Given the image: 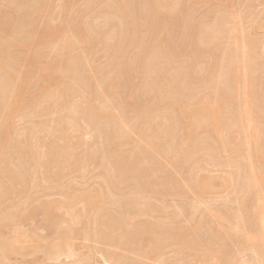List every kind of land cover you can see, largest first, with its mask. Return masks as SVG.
Here are the masks:
<instances>
[{"label":"rangeland","instance_id":"rangeland-1","mask_svg":"<svg viewBox=\"0 0 264 264\" xmlns=\"http://www.w3.org/2000/svg\"><path fill=\"white\" fill-rule=\"evenodd\" d=\"M108 1L0 0V264L253 262L261 252L254 257L245 234L231 228L241 215L249 230L260 228L252 216L257 197L264 198L258 193L264 191V0H163L164 6L162 0ZM244 94L252 102L247 99L246 107ZM198 103L215 107L221 137L199 120L205 108L198 110ZM190 107L186 128L182 111ZM67 108L76 111L61 117ZM247 125H258L259 134ZM18 134L23 145H15ZM250 146L253 164L246 158ZM55 251L64 254L53 263L47 259Z\"/></svg>","mask_w":264,"mask_h":264},{"label":"bare ground","instance_id":"bare-ground-1","mask_svg":"<svg viewBox=\"0 0 264 264\" xmlns=\"http://www.w3.org/2000/svg\"><path fill=\"white\" fill-rule=\"evenodd\" d=\"M20 1H21V0H20ZM40 1H41V0H40ZM90 1H91V0H90ZM107 1H108V0H107ZM116 1H117V0H116ZM122 1H123V0H122ZM166 1H167V0H166ZM4 2H6V1H4ZM104 2H105V1H104ZM158 2H159V1L157 0V4H158ZM162 2H163V0H162ZM17 3H18V2H17ZM17 3H16V4H17ZM66 3H67V2H66ZM108 3H109V1H108ZM110 3H111V2H110ZM110 3H109V4H110ZM141 3H142V2H141ZM143 3H144V2H143ZM163 3H164V2H163ZM167 3H168V1H167ZM61 4H62V3H61ZM91 4H92V3H91ZM144 4H146V3H144ZM150 4H151V3H150ZM160 4H161V3H160ZM160 4H159V5H160ZM168 4H169V3H168ZM179 4H180V3H179ZM119 5H120V4H119ZM147 5H148V4H147ZM164 5H166V4L164 3L162 6H164ZM27 6H28V5H27ZM27 6H26V7H27ZM162 6H161V7H162ZM121 7H122V6H121ZM124 7H125V6H124ZM135 7H136V6H135ZM137 7H138V6H137ZM144 7H146V6H144ZM4 8H5V7H4ZM9 8H10V7H9ZM19 8H20V7H19ZM133 8H134V7H133ZM146 8H147V7H146ZM162 8H163V7H162ZM175 8H176V7H175ZM182 8H183V7H182ZM119 9H121V8H119ZM11 10H12V9H11ZM11 10H10V11H11ZM24 10H25V9H24ZM113 10H114V9H113ZM3 11H4V10H3ZM48 11H49V10H48ZM118 11H119V10H118ZM168 11H169V10H168ZM53 12H54V11H53ZM116 12H117V10H116ZM158 12H159V11H158ZM158 12L156 11V13L159 15ZM160 12H161V11H160ZM165 12H166V11H165ZM20 13H21V12H20ZM56 13H57V12H56ZM154 13H155V12H154ZM173 13H174V12H173ZM182 13H183V12H182ZM1 14H2V13H1ZM30 14H31V13H30ZM58 14H59V13H58ZM157 14H156V15H157ZM171 14H172V13H171ZM118 15H119V14H118ZM163 15H164V14H163ZM27 16H28V15H27ZM105 16H106V15L104 14V17H105ZM114 16H115V15H114ZM114 16H112V17H114ZM125 16H127V15H125ZM150 16H151V15H150ZM48 17H49V16H48ZM50 17H51V16H50ZM183 17H184V16H183ZM186 17H187V16H186ZM6 19H7V18H6ZM6 19H5V20H6ZM51 19H52V18H51ZM124 19H125V18H124ZM56 20H57V19H56ZM96 20H97V19H96ZM117 20H118V19H117ZM157 20H158V19H157ZM49 21H50V20H49ZM53 21H54V20H53ZM104 21H105V19H104ZM104 21H103V22H104ZM108 21H109V20H108ZM54 22H56V21H54ZM54 22H53V23H54ZM101 22H102V21H101ZM101 22H100V23H101ZM133 22H134V21H133ZM78 23H79V22H78ZM100 23H98V24H100ZM121 23H122V22H121ZM160 23H161V22H160ZM51 24H52V23H51ZM88 24H90V23H88ZM103 24H104V23H103ZM173 24H174V23H173ZM179 24H180V23H179ZM15 25H17V24H15ZM76 25H77V24H76ZM80 25H81V24H80ZM90 25H91V24H90ZM127 25H128V24H127ZM214 25H215V24H214ZM1 26H2V25H1ZM104 26H106V25H104ZM135 26H136V25H135ZM138 26H139V25H138ZM154 26H155V24H154ZM2 27H4V26H2ZM96 27H99V26H96ZM121 27H122V26H121ZM121 27H120V28H121ZM105 28H106V27H105ZM1 29H2V28H1ZM1 29H0V31H1ZM23 29H24V28H23ZM31 29H32V28H31ZM76 29H77V28H76ZM91 29H92V28H91V26H90L89 30H91ZM172 29H173V27H172ZM210 29H211V28H210ZM46 30H47V29H46ZM109 30H110V29H109ZM109 30H108V31H109ZM147 30H148V28H147ZM162 30H163V29H162ZM16 31H17V30H16ZM145 31H146V30H145ZM1 32H2V31H1ZM20 32H21V31H20ZM92 32H93V31H92ZM95 32H96V31H95ZM95 32H93V33H95ZM97 32H98V31H97ZM115 32H116V31H115ZM124 32H125V31H124ZM127 32H128V31H127ZM213 32H214V31H213ZM7 33H8V32H7ZM28 33H29V31H28ZM42 33H43V32H42ZM74 33H75V32H74ZM80 33H81V32H79V33L77 32V35H79ZM82 33H84V32L82 31ZM86 33H87V32H85V34H86ZM98 33H99V32H98ZM111 33H112V32H111ZM126 34H127V33H126ZM140 34H141V33H140ZM216 34H217V33H216ZM15 35H16V34H15ZM50 35H51V34H50ZM71 35H72V34H71ZM80 35H81V34H80ZM113 35H114V34H113ZM141 35H142V34H141ZM72 36H73V35H72ZM85 36H86V35H85ZM108 36H109V35H108ZM108 36L106 35V37H108ZM111 36H112V35H111ZM129 36H130V35H129ZM219 36H220V35H219ZM112 37H113V36H112ZM208 37H209V36H208ZM215 37H216V36H215ZM77 38H78V37H77ZM82 38H83V37H82ZM211 38H212V37H211ZM69 39H70V38H69ZM72 39H73V37H72ZM74 39H75V38H74ZM79 39H80V38H79ZM122 39H123V38H122ZM145 39H146V38H145ZM199 39H200V38H199ZM218 39H219V38H218ZM83 40H84V39H83ZM94 40H95V39H94ZM72 41H73V40H72ZM72 41H71V42H72ZM76 41H77V40H76ZM86 41H87V40H86ZM88 41H89V39H88ZM95 41H96V40H95ZM208 41H209V40H208ZM213 41H214V40H213ZM77 42H78V41H77ZM211 42H212V40H211ZM86 43H87V42H86ZM88 43H90V42H88ZM116 43H117V41H116ZM214 43H215V42H214ZM9 44H10V43H9ZM17 44H18V43H17ZM42 44H43V43H42ZM63 44H64V43H63ZM72 44H73V43H72ZM76 44H78V43H76ZM106 44H107V43H106ZM198 44L200 45V43H198ZM33 45H34V44H33ZM67 45H68V44H67ZM208 45H209V44H208ZM7 46H9V45H7ZM35 46H36V45H35ZM38 46H40V45H38ZM124 46H125V45H124ZM244 46H245V45H244ZM263 46H264V45H263ZM28 47H29V46H28ZM43 47H44V45H43ZM43 47H42V48H43ZM7 48H8V47H7ZM115 48H116V47H115ZM117 48H118V47H117ZM130 48H131V47H130ZM243 48H244V47H243ZM10 49H11V48H10ZM94 49H96V48H94ZM138 49H139V48H138ZM8 50H9V49H8ZM8 50H7V51H8ZM11 50H13V49H11ZM37 50H38V49H37ZM108 50H109V49H108ZM123 50H124V47H123ZM136 50H137V49H136ZM216 50H217V49H216ZM259 50H260V49H259ZM262 50H263V49H262ZM9 51H10V50H9ZM9 51H8V52H9ZM91 51H92V50H91ZM243 51H244V50H243ZM260 51H261V50H260ZM5 52H6V51H5ZM33 52H34V51H33ZM100 52H101V51H100ZM120 52H121V50H120ZM257 52H258V50H257ZM6 53H7V52H6ZM116 53H117V52H116ZM244 53H245V52H244ZM262 53H263V52H262ZM262 53H261V54H262ZM10 54H11V52H10ZM38 54H39V53H38ZM117 54H118V53H117ZM161 54H162V52H161ZM259 54H260V53H259ZM263 54H264V53H263ZM7 55H8V54H7ZM136 55H137V54H136ZM29 56H30V55H29ZM148 56H149V55H148ZM148 56H147V57H148ZM158 56H159V55H158ZM228 56H229V55H228ZM244 56H245V55H244ZM247 56H248V55H247ZM9 57H10V55H9ZM11 57H13V56H11ZM251 57H252V56H251ZM259 57H261V56H259ZM7 58H8V57H7ZM232 58H233V57H232ZM74 59H75V57H74ZM127 59H128V58H127ZM160 59H161V58H160ZM257 59H258V58H257ZM263 59H264V58H263ZM66 61H67V60H66ZM129 61H130V60H129ZM227 61H228V60H227ZM36 62H37V61H36ZM145 62H146V61H145ZM34 63H35V62H34ZM64 63H66V62H64ZM153 63H154V62H153ZM70 64H71V63H70ZM161 64H162V63H161ZM0 65H2V63H0ZM30 65H31V63H30ZM156 66H157V65H156ZM244 66H245V65H244ZM67 67H70V66H67ZM4 68H5V67H4ZM61 68H63L62 70H64L65 67H64V66H63V67L61 66ZM61 68H60V69H61ZM77 68H78V67H77ZM79 68H80V67H79ZM245 68H246V67H245ZM1 69H2V66H1ZM1 69H0V70H1ZM179 69H180V68H179ZM250 69H251V68H250ZM255 69H256V68H255ZM255 69H254V70H255ZM262 69H263V68H262ZM8 70H9V72L11 71L10 69H8ZM8 70L5 69L4 71H8ZM13 70H14V69H13ZM30 70H31V69H30ZM57 70H58V69H57ZM57 70H56V71H57ZM124 70H125V69H124ZM50 71H51V70H50ZM59 71H60V70H59ZM64 71H65V70H64ZM64 71H63V72H64ZM66 71L69 72L70 69H68V70H66ZM70 72L72 73V71H70ZM74 72H75V71H74ZM103 72H104V71H103ZM152 72H153V71H152ZM7 73H8V72H7ZM11 73L14 74V75L12 74L14 77L16 76V74L14 73V71L11 72ZM17 73H18V71H17ZM28 73H29V72H28ZM28 73H27V74H28ZM254 73H255V72H254ZM104 74H105V73H104ZM155 74H156V73H155ZM10 75H11V74H10ZM17 75H18V74H17ZM21 75H22V74H21ZM69 75H70V73L68 74V76H69ZM13 76H12V77H13ZM104 76H105V75H104ZM161 76H162V74H161ZM4 77H5V76H4ZM12 77H11V79H12ZM16 77H17V76H16ZM27 77H28V76H27ZM27 77H26V79H27ZM72 77H73V76H72ZM72 77H71V78H72ZM102 77H103V76H102ZM23 78H25V77H23ZM155 78H156V77H155ZM159 78H160V77H159ZM15 79H16V78H15ZM15 79H14V80H15ZM17 79H18V78H17ZM17 79H16V80H17ZM21 79H22V78H21ZM76 80H77V79H76ZM76 80L74 79V82H75ZM110 80H112V79H110ZM163 80H164V79H163ZM17 81H19V80H17ZM89 81H90V80H89ZM20 82H21V81H20ZM22 82H24L23 79H22ZM110 82H111V81H110ZM160 82H162V81H160ZM165 82H166V81H165ZM14 83H15V84H14ZM14 83L12 82V84H13L12 86L18 85V83L16 84V81H15ZM24 83H25V82H24ZM24 83H21V85H22V84L25 85ZM76 83H77V82H76ZM78 83H79V82H78ZM151 83H152V82H151ZM171 83H172V82H171ZM187 83H188V82H187ZM209 83L211 84V81H210ZM2 84H3V83H2ZM2 84H1V86H3ZM19 84H20V83H19ZM47 84H48V83H47ZM113 84H114V83H113ZM155 84H156V83H155ZM153 85H154V84H153ZM159 86H160V84H159ZM20 87H21V86H20ZM23 87H24V86H23ZM162 87H164V86H162ZM245 87H246V86H245ZM0 88H1V87H0ZM14 88H16V87H14ZM21 88H22V87H21ZM156 88H157V87H156ZM9 89H10V88H9ZM17 89H18V88H16V90H15L16 93H18ZM152 89H153V88H152ZM154 89H155V88H154ZM224 89H225V88H224ZM18 90L21 92L20 89H18ZM39 90H40V89H39ZM61 90H62V89H61ZM0 91H1V90H0ZM8 91H9V90H8ZM8 91H7V92H8ZM11 91H12V87H11L10 92H11ZM67 91H68V90H67ZM158 91H159V90H158ZM113 92H114V91H113ZM187 92H188V91H187ZM182 93H183V92H182ZM182 93H181V94H182ZM243 93H244V92H243ZM246 93H247V92H246ZM0 94H1V93H0ZM5 94H6V92H5ZM13 94H14V91H13ZM145 94H146V93H145ZM145 94H144V95H145ZM176 94H177V93H176ZM16 95H17V94H16ZM19 95H20V94L18 93V96H19ZM65 95H66V94H65ZM88 95H89V93H88ZM174 95H175V94H174ZM76 96H77V95H76ZM86 96H87V95H86ZM182 96H183V95H182ZM182 96H181V97H182ZM243 96L245 97V94H244ZM243 96H242V98L244 99ZM251 96H252V95H251ZM1 97H2V96H1ZM9 97H10V96H9ZM11 97H12V96H11ZM16 97H17V96H16ZM194 97H195V96H194ZM240 97H241V96H240ZM3 98H4V96H3ZM44 98H45V97H44ZM44 98H43V99H44ZM73 98H74V97H73ZM106 98H107V97H106ZM187 98H188V97H187ZM225 98H226V97H225ZM245 98H246V99H245V101H246V102H245V107H246V105H247L246 103H248V102H250V103L252 104V102L249 100V96H248V95H246ZM1 99H2V98H1ZM16 99H17V98H16ZM20 99H21V98H20ZM93 99H94V98H93ZM159 99H160V98H159ZM168 99H169V98H168ZM183 99H184V97H183ZM247 99H248V102H247ZM72 100H73V99H72ZM14 101H15V100H14ZM19 101H20V100H19ZM184 101H185V100H184ZM3 102H5V101H3ZM44 102H45V101H44ZM63 102H64V101H63ZM81 102H82V101H81ZM238 102H239V101H238ZM243 102H244V101H243ZM125 103H126V102H125ZM200 103H201V102H200ZM200 103H198V104H200ZM250 103H249V105H250ZM180 104H181V103H180ZM187 104H188V103H187ZM202 104H203V103H202ZM202 104L198 105V110H199V108H201V107H199V106H202V108H205V109H204L205 111H204L203 109H201V111L203 112V114L201 113V111H200V112L198 111L199 114H200V113L202 114V115L200 114V118H199V120L201 119V121H205V122L210 123L209 125L212 126L213 129H214L215 131L218 130V131H217V132H218V134H217L218 136H220L221 134L223 135L222 132H220L221 134L219 133V129H218V126H217V125H219L218 122H217V121H219V119H218V117H217L218 115H217L216 112H215V107H213L214 109H213L212 107H210V106H212V103H211V104H207V108H206V107H203ZM215 104H216V103H215ZM243 104H244V103H243ZM1 105L3 106L4 104H1ZM14 105H15V104H14ZM61 105H63V104H61ZM70 105H72V104H70ZM74 105H75V104H74ZM80 105H81V104H80ZM174 105H175V104H174ZM196 105H197V104H196ZM208 105H210V106H208ZM223 105H224V104H223ZM241 105H242V104H241ZM261 105H262V104H261ZM261 105H260V107H261ZM83 106H84V105H83ZM179 106H180V105H179ZM179 106H178V108H180ZM185 106H186V105L183 106V104L181 105V107L187 108V107H185ZM194 106H195V105H194ZM194 106H193V107H194ZM205 106H206V105H205ZM213 106H214V105H213ZM234 106H235V105H234ZM238 106H239V105H238ZM250 106H251V105H250ZM252 106H253V105H252ZM5 107H6V106H5ZM7 107H8V106H7ZM14 107H15V106H13V108H14ZM67 107H68V106H67ZM175 107L177 108V104L175 105ZM195 107H197V106H195ZM226 107H227V106H226ZM243 107H244V106H243ZM245 107H244V108H245ZM19 108H21V107H19ZM79 108H80V107H79ZM83 108H84V107H83ZM103 108H104V107H103ZM154 108H155V107H154ZM178 108H177V109H178ZM184 108H183V109H184ZM208 108H212V109H208ZM247 108H249V107H247ZM247 108L245 109V111H243V114H244L245 116L248 117V121H249V123H250V122H252V118H251V113L249 112V110L247 111ZM261 108H262V107H261ZM7 109H8V108H7ZM70 109H72V112L75 110L74 108H67V110H65V111H66V114H62L61 117H64L65 115L68 116L67 111H69ZM73 109H74V110H73ZM81 109H82V108H81ZM108 109H109V108H108ZM187 109H188V108H187ZM190 109H192V107L189 108L188 112L190 111ZM255 109H257V108H255ZM255 109H254V110H255ZM259 109H260V108H259ZM259 109H258V110H259ZM16 110H17V109H16ZM63 110H64V109H63ZM123 110H124V109H123ZM171 110H172V109H171ZM178 110H181V109H178ZM210 110H211L212 112H211ZM261 110H262V109H261ZM75 111H76V110H75ZM96 111H97V110H96ZM99 111H100V110H99ZM116 111H117V110H116ZM116 111H115V112H116ZM186 111H187V110H186ZM250 111H253V108H252V110H250ZM70 112H71V111H69V113H70ZM81 112H82V111H81ZM85 112H86V111H85ZM104 112H105V111H104ZM121 112H122V111H121ZM173 112H174V111H173ZM182 112L184 113L183 115L186 114V116H184V118L187 117V118H186L187 120H186L185 123H188V122L190 123V124L186 125V128H187L189 125L191 126V124H192V123H191L192 121H189V119H188V115H187V114L190 115V112H189V113H188V112L185 113V110L182 111ZM198 112L196 111V113H195V111H194L195 114H197ZM217 112H218V111H217ZM253 112H254V111H253ZM253 112H252V113H253ZM260 112H261V111H260ZM75 113H76V112H74V114H75ZM94 113H95V112H93V114H94ZM119 113H120V112H119ZM180 113H181V112H180ZM254 113H255V112H254ZM254 113H253L252 115H254ZM71 114H73V113H71ZM71 114H70V115H71ZM74 114L72 115L73 117H74ZM111 114H112V112H111ZM173 114H174V113H173ZM181 114H182V113H181ZM181 114H180V115H181ZM199 114H198V115H199ZM218 114H219V113H218ZM234 114H235V113H234ZM237 114H238V113H237ZM70 115H69V116H70ZM75 115H76V114H75ZM85 115H86V114H85ZM112 115H113V114H112ZM112 115H111V116H112ZM119 115H120V114H119ZM157 115H158V114H157ZM198 115L195 116V119L198 118ZM215 115H217V116H215ZM256 116H259L258 113H257ZM100 117H101V116H100ZM154 117H155V116H154ZM165 117H166V116H165ZM191 117L193 118V115H192V114H191L190 118H191ZM215 117H216V118H215ZM241 117H242V116H241ZM241 117H240V120L242 119ZM252 117H253V119H254V116H252ZM68 118H69V117H68ZM79 118H80V117H79ZM107 118H108V117H107ZM110 118H111V117H110ZM149 118H150V117H149ZM151 118H152V116H151ZM168 118H169V117H168ZM168 118H166V119H168ZM175 118H176V117H175ZM192 118H191V120H192ZM219 118H220V117H219ZM221 118H222V117H221ZM257 118H258V117H256L255 119H257ZM63 119H64V118H63ZM104 119H105V118H104ZM116 119H117V117H116ZM116 119H115V120H116ZM159 119H160V118H159ZM166 119H165V120H166ZM222 119H223V118H222ZM65 120H66V122H67V119H65ZM65 120H64V121H65ZM70 120H72V119H70ZM78 120H79V119H78ZM115 120H114V118H113L112 123H114ZM120 120H121V121H120V123H121V122H122V119H120ZM173 120H175V119H173ZM184 120H185V119H184ZM216 120H217V121H216ZM230 120H231V119H230ZM234 120L237 121L236 119H234ZM91 121H92V120H91ZM109 121H110V120H109ZM109 121H107V122H109ZM220 121H221V120H220ZM232 121H233V120H232ZM232 121H231V124H232ZM70 122L73 123V122H75V121H70ZM70 122H69V123H70ZM99 122H100V121H99ZM116 122H117V121H115V124H118V123H119V122H117V123H116ZM167 122H168V120H167ZM193 122H194V121H193ZM241 122H242V121H241ZM246 122H247V120H246ZM253 122H254V121H253ZM69 123H68V124H69ZM77 123H78V122H77ZM112 123H110V124H112ZM122 123H123V122H122ZM160 123H161V122H160ZM197 123H199V122H197ZM202 123H203V122H202ZM254 123H255V122H254ZM257 123H258V120H257ZM28 124H29V123H28ZM103 124H104V123H103ZM110 124H109V125H110ZM115 124H113V125L115 126ZM165 124H166V123H165ZM199 124H200V123H199ZM220 124H222V123H220ZM247 124H248V122H247ZM250 124H251V123H250ZM252 124H253V123H252ZM258 124H259V123H258ZM70 125H71V123L69 124V126H70ZM72 125H73V124H72ZM167 125H168V124H167ZM202 125H204V124H202ZM209 125H207V126H209ZM224 125L226 126V123H225ZM232 125H233V124H232ZM235 125H236V127H237V123H235ZM253 125H254V124H253ZM1 126H2V125H1ZM58 126H59V125H58ZM65 126H66V125H65ZM69 126H67V127H69ZM74 126H75V125H74ZM190 126H189V128H190ZM193 126H194V124H193ZM197 126H199V128H200L201 125H197ZM210 126H209V127H210ZM219 126L222 127L221 125H219ZM225 126H224V127H225ZM244 126H245V125H244ZM247 126H248V128H249V127H250V128L252 127V126H250V125H247ZM257 126H258V125H257ZM257 126H256V127H253V129H252V128L249 129V130H251V133H252L255 137L259 134V131H260L259 128H261V127H260L261 124L259 125V128H258ZM16 127H17V126H16ZM67 127H66V128H67ZM70 127L72 128V126H70ZM195 127H196V126H195ZM195 127H192V129L196 130V129L198 128V127H197V128L195 129ZM201 127H204V126H201ZM209 127H207V129H208ZM227 127H228V126H227ZM238 127H240V126H238ZM59 128H60V127H59ZM115 128H117V127L115 126ZM115 128L112 127V131H113V129H114V133L116 132ZM168 128H169V127H168ZM178 128H179V127H178ZM199 128H198V129H199ZM68 129H69V128H68ZM181 129H182V128H181ZM210 129H211V128H210ZM220 129H221L220 131H222L223 127L220 128ZM13 130H14V129H13ZM59 130H60V129H59ZM62 130H63V129H62ZM189 130H191V129H189ZM189 130H188V131H189ZM226 130H227V129H226ZM228 130H229V129H228ZM231 130H232V129H231ZM14 131H15V130H14ZM19 131H20V130H19ZM19 131H18V132H19ZM60 131H61V130H60ZM157 131H158V129H157ZM242 131H243V130H242ZM245 131H246V130H245ZM245 131H244V132H245ZM58 132H59V131H58ZM191 132H192V131H191ZM224 132H225V129H224ZM261 132L263 133L264 131L261 130ZM261 132H260V133H261ZM13 133H14V132H13ZM20 133H21V132H20ZM104 133H105V132H104ZM139 133H140V132H139ZM159 133H160V132H159ZM225 133H226V132H225ZM245 133H246V132H245ZM7 134H8V133H7ZM22 134H23V133H22ZM61 134H62V133H61ZM61 134H60V135H61ZM101 134H102V133H101ZM141 134H142V132H141ZM247 134L250 135V134H249V131H248ZM252 134H251V135H252ZM263 134H264V133H263ZM18 135H19V136H18L19 138H16V139H15L16 142H17V139H18V143L15 144V142H14L15 145L22 144V143H19L20 138H21V137H20L21 134H18ZM24 135H25V134H24ZM24 135H23V136H24ZM103 135H104V134H103ZM116 135H117V134H116ZM177 135H178V134H177ZM215 135H216V134H214V138H215ZM227 135H228V134H227ZM248 135H247V136H248ZM98 136H99V134H98ZM218 136H216V139H217V140H218ZM16 137H17V136H16ZM27 137H28V136H27ZM106 137H107V136H106ZM220 137H221V136H220ZM223 137H224V136H223ZM244 137L246 138V134H245ZM248 137H249V136H248ZM262 137H263V135H262ZM0 138H2V137H0ZM22 138H23V137H22ZM25 138H26V137H25ZM99 138H100V137H99ZM173 138H174V137H173ZM253 138H254V137H252L251 140H253ZM260 138H261V136H260ZM111 139H114V138H110L109 140H111ZM146 139H148V138H146ZM149 139H150V138H149ZM156 139H157V138H156ZM207 139H208V138H207ZM223 139H224V138H223ZM258 139H259V136H258ZM261 139H262V138H261ZM3 140H4V139H3ZM8 140H9V139H8ZM32 140H33V139H32ZM105 140H106V139H105ZM251 140H249V141H251ZM254 140H256V139H254ZM254 140H253V142H254L253 145L255 146V143H256L257 141L255 142ZM1 141H2V140H1ZM1 141H0V142H1ZM21 141H22V139H21ZM21 141H20V142H21ZM168 141H169V140H168ZM205 141H206V140H205ZM220 141H222V139H220ZM259 141H261V140H259ZM22 142H23V141H22ZM24 142H25V141H24ZM59 142H60V141H59ZM145 142H147V141H145ZM223 142H224V140H223ZM227 142H228V141H227ZM99 143H100V142H99ZM246 143H247V142H246ZM258 143H259V142H257V144H258ZM260 143H261V142H260ZM9 144H11V143H9ZM26 144H27V143H26ZM111 144H112V143H111ZM146 144H150V143H146ZM153 144H154V143H153ZM165 144H166V143H165ZM168 144H169V143H168ZM222 144H223V143H222ZM225 144H226V143H225ZM225 144H223V146H224ZM231 144H232V142H231ZM3 145H4V143H3ZM11 145H12V144H11ZM11 145H10V146H11ZM15 145H14V146H15ZM22 145H23V144H22ZM28 145H29V144H28ZM31 145H32V144H31ZM105 145H107V144H105ZM161 145H162V144H161ZM171 145H172V144H171ZM211 145H212V144H211ZM248 145H249V143H248ZM18 146H19V145H18ZM18 146H17L16 148L19 149ZM92 146H93V145H92ZM154 146H155V145H154ZM212 146H213V145H212ZM212 146H211V147H212ZM214 146H215V145H214ZM225 146H226V145H225ZM3 147H4V146H3ZM11 147H12V146H11ZM22 147H25V145H24V146H20V148H22ZM115 147H116V146H115ZM149 147H151V146H149ZM168 147H169V146H168ZM170 147H171V146H170ZM206 147H207V146H205V148H206ZM262 147H263V146H262ZM16 148H15V149H16ZM163 148H164V146H163ZM165 148H166V147H165ZM228 148H229V146H228ZM231 148H232V147H231ZM234 148H235V147H234ZM250 148H251V146H250L249 148H247V151H246V152H247V155H246V154H245V155L247 156L246 158H248L249 160L252 161V159H250V158H251V157H250V154H251V156H253V155H252V152H250V150H248V149H250ZM263 148H264V147H263ZM7 149H9V148L7 147ZM10 149H11V148H10ZM49 149H50V148H49ZM54 149H55V147H54ZM149 149H150V148H149ZM166 149H168V148H166ZM170 149H171V148H170ZM200 149H201V148H200ZM207 149H208V148H207ZM254 149H255V147H254ZM4 150H6V149H4ZM36 150H37V149H36ZM50 150H51V149H50ZM65 150H66V149H65ZM90 150H91V148H90ZM202 150H203V149H202ZM211 150H213V148H212ZM214 150H215V149H214ZM227 150H228V149H227ZM260 150H261V148H260ZM16 151H20V152H22V150H16ZM24 151H25V150H24ZM24 151H23V152H24ZM96 151H97V150H96ZM140 151H141V150H140ZM165 151H166L165 149H163V150L161 149V153H162V154H164ZM193 151H194V150H193ZM203 151H205V150H203ZM203 151H202V152H203ZM254 151H257V150L255 149ZM1 152H2V151H1ZM4 152H6V151H3V153H4ZM7 152H8V150H7ZM28 152H29V151H28ZM93 152H94V151H93ZM169 152H170V151H168V153H169ZM175 152H176V151H175ZM189 152H190V151H189ZM189 152H188V153H189ZM210 152H211V151H210ZM213 152H214V151H213ZM225 152H226V151H225ZM233 152H234V151H233ZM243 152H244V151H243ZM246 152H244V153H246ZM90 153H91V152H90ZM154 153H155V152H154ZM168 153H167V154H168ZM237 153H238V151H237ZM156 154H157V153H156ZM214 154H215V153H214ZM240 154H241V156H242V153H240ZM256 154H257V153H256ZM2 155H4V156H3V159H4V157H7V154H6V156H5V154H2ZM82 155H84V154H82ZM178 155H179V154H178ZM194 155H195V154H194ZM209 155H210V154H209ZM211 155H212V154H211ZM238 155H239V154H238ZM0 156H1V155H0ZM88 156H89V155H88ZM203 156H204V154H203ZM8 157H9V156H8ZM77 157H78V156H77ZM81 157H82V156H81ZM179 157H180V156H179ZM184 157H185V156H184ZM201 157H202V156H201ZM209 157H210V156H209ZM236 157H237V156H236ZM256 157H257V155H256ZM256 157H255V158H256ZM258 157H259V156H258ZM44 158H45V157H44ZM84 158H85V157H84ZM157 158H158V157H157ZM163 158H164V157H163ZM237 158H238V157H237ZM241 158H243V157H241ZM1 159H2V157H1ZM1 159H0V160H1ZM81 159H83V158H81ZM174 159H175V158H174ZM181 159H182V158H181ZM243 159L245 160V158H243ZM248 159H247V161H248ZM5 160H6V159H5ZM7 160H8V159H7ZM35 160H36V158H35ZM45 160H47V158H46ZM127 160H128V159H127ZM186 160H187V159H186ZM237 160H238V159H237ZM244 160H243V161H244ZM17 161H18V160H17ZM47 161H48V160H47ZM50 161H51V160H50ZM155 161H156V160H155ZM201 161H202V160H201ZM1 162H3V161H1ZM21 162H22V160H21ZM45 162H46V161H45ZM67 162H68V161H67ZM149 162H150V161H149ZM151 162H152V161H151ZM193 162H194V161H193ZM195 162H196V160H195ZM234 162H235V161H234ZM201 163H202V162H201ZM246 163H250V161H249V162H246ZM1 164H2V163H1ZM19 164H20V163H19ZM144 164H145V163H144ZM151 164H152V163H151ZM180 164H182V163H180ZM242 164H243V163H242ZM252 164H253V161H252ZM252 164H251V165H252ZM87 165H88V164H87ZM233 165H235V164H232V166H233ZM249 165H250V164H249ZM254 165H255V163H254ZM91 166H92V164H91ZM137 166H138V165H137ZM188 166H189V165H188ZM198 166H199V165H198ZM213 166H214V165H213ZM235 166H236V165H235ZM235 166H234V167H235ZM244 166H245V165H244ZM2 167H3V166H2ZM107 167H108V166H107ZM123 167H124V165H123ZM138 167H139V166H138ZM140 167H142V166H140ZM190 167H192V166H190ZM195 167H196V166H195ZM214 167H215V166H214ZM236 167H239V166H236ZM81 168H82V167H81ZM203 168H204V167H203ZM248 168H249V167H248ZM253 168H254L253 166H250V169L252 170V172H254ZM255 168H256V167H255ZM21 169H22V168H21ZM24 169H25V168H24ZM83 169H84V168H83ZM109 169H110V168H109ZM112 169H113V168H112ZM197 169H198V167H197ZM199 169H200V168H199ZM140 170H141V169H140ZM195 170H196V169H195ZM119 171H120V170H119ZM141 171H142V170H141ZM150 171H151V170H150ZM158 171H159V170H158ZM183 171H184V170H183ZM197 171H198V170H197ZM199 171H200V170H199ZM201 171H202V170H201ZM201 171H200V172H201ZM204 171H205V170H204ZM83 172H85V170H84ZM112 172H114V171H112ZM144 172H146V171H144ZM22 173H23V172H22ZM77 173H78V172H77ZM135 173H136V172H135ZM156 173H157V172H156ZM191 173H192V172H191ZM228 173H229V172H228ZM239 173H240V172H239ZM239 173L237 172V175H238V177L240 178V181H241V176H239ZM255 173H256V172H255ZM255 173H254V174H255ZM1 174H2V173H1ZM16 174H17V172H16ZM83 174H84V173H83ZM111 174H112V173H111ZM150 174H151V173H150ZM154 174H155V173H154ZM233 174H234V172H232V175H233ZM243 174H244V172H243ZM227 175L230 176V174H227ZM232 175H231V176H232ZM235 175H236V173H235ZM237 175H236V176H237ZM240 175H241V174H240ZM252 175H253V173H252ZM252 175H251V176H252ZM255 175H256V174H255ZM14 176H15V175H14ZM14 176H13V177H14ZM236 176H234V177L237 178ZM21 177H22V176H21ZM192 177H194V176H192ZM195 177H196V179L198 178V176H195ZM227 177H228V176H227ZM252 177L254 178V176H252ZM148 178H149V177H148ZM255 178H256V177H255ZM2 179H3V178H2ZM13 179H14V178H13ZM126 179H127V178H126ZM136 179H137V178H136ZM142 179H143V178H142ZM144 179H145V178H144ZM154 179H155V178H154ZM190 179H191V178H190ZM196 179L194 180V182L196 181ZM204 179H205V178H204ZM243 179H244V177H243ZM11 180H12V179H11ZM112 180H113V178H112ZM133 180H134V179H133ZM163 180H165V178H164ZM200 180H201V178H200ZM234 180H235V179H234ZM256 180H257V179H256ZM166 181H167V180H166ZM189 181L192 182V180H189ZM232 181H233V180H232ZM253 181H254V180H251V186H252V188H253V190H254V185L257 184V182H255V184H254ZM112 182H113V181H112ZM124 182H125V181H124ZM168 182H169V181H168ZM230 182H231V179H230ZM237 182H239V181L237 180ZM8 183H9V182H8ZM8 183H7V184H8ZM127 183H128V182H127ZM169 183H170V182H169ZM195 183H197V181H196ZM227 183H228V182H227ZM242 183H243V181H242ZM247 183H248V181H247ZM104 184H105V183H104ZM123 184H124V183H123ZM191 184H192V183H191ZM232 184H233V183H232ZM232 184H230V185H231V188H232ZM238 184H240V183H237L236 186H238ZM244 184H245V183H244ZM8 185H9V184H8ZM111 185H112V184H111ZM115 185H116V184H115ZM194 185H195V184H194ZM221 185H222V184H221ZM241 185H242V184H241ZM10 186H11V185H10ZM15 186H16V185H15ZM106 186H107V185H106ZM127 186L129 187V185H127ZM158 186H159V185H158ZM225 186H226V185H225ZM225 186H224V187H225ZM245 186L249 187L248 184L245 185ZM134 187H136V186H134ZM192 187H193V186H192ZM194 187H195V186H194ZM200 187H201V186H200ZM256 187H257V186H256ZM10 188H11V187H10ZM20 188H21V187H20ZM20 188H19V189H20ZM105 188H106V187H105ZM151 188H152V187H151ZM151 188H150V189H151ZM161 188H162V186H161ZM164 188H165V187H164ZM122 189H123V188H122ZM127 189H128V188H127ZM154 189H155V188H154ZM169 189H170V188H169ZM261 189H262V188H261ZM118 190H119V189H118ZM145 190H146V189H144V191H145ZM243 190H244V189H243ZM258 190H259L258 193L260 192V195H261V193H264L263 190H260V189H258ZM123 191H124V190H123ZM138 191H139V190H138ZM138 191H137V193H138ZM144 191H143V193H144ZM198 191H199V190H198ZM251 191H252V190H251ZM98 192H99V190H98ZM106 192H107V191H106ZM173 192H174V190H173ZM12 193H13V191H12ZM99 193H100V192H99ZM137 193H136V194H137ZM167 193H169V192H167ZM243 193H244V192H243ZM130 194H133V193H130ZM145 194H146V192H145ZM174 194H175V193H174ZM226 194H227V193H226ZM233 194H234V192H233ZM4 195H5V194H4ZM84 195H85V194H84ZM134 195H135V193H134ZM157 195H158V194H157ZM170 195H171V194H170ZM176 195H177V194H176ZM178 195H179V194H178ZM230 195H231V194H230ZM230 195H228V196H230ZM234 195H235V194H234ZM246 195H247V194H246ZM125 196H126V195H125ZM131 196H132V195H131ZM153 196H154V195H153ZM164 196H165V195H164ZM164 196H163V197H164ZM171 196H172V195H171ZM226 196H227V195H226ZM232 196H233V195H232ZM84 197H85V196H84ZM128 197H130V196H128ZM133 197H134V196H133ZM135 197H136V195H135ZM138 197H140V196H138ZM141 197H142V195H141ZM160 197H162V196H160ZM98 198H101V197H98ZM105 198H106V197H105ZM116 198H117V197H116ZM118 198H119V197H118ZM124 198H125V197H124ZM143 198H144V196H143ZM149 198H150V197H149ZM166 198H167V197H166ZM219 198H220V197H219ZM69 199L72 200L73 198H69ZM96 199H97V198H96ZM103 199H104V198H103ZM128 199H129V198H128ZM145 199H146V198H145ZM156 199H157V198H156ZM80 200H81V199H80ZM84 200H85V199H84ZM126 200H127V199H126ZM131 200H133V199H131ZM143 200H144V199H143ZM157 200H158V199H157ZM235 200H236V199H235ZM237 200H238V199H237ZM85 201H86V200H85ZM102 201H103V200H102ZM115 201H116V200H115ZM122 201H124V200H122ZM137 201H138V200H137ZM140 201H141V200H140ZM148 201H149V200H148ZM221 201H223V200H221ZM242 201H243V200H242ZM244 201H245V200H244ZM143 202H144V201H143ZM156 202H157V201H156ZM237 202H238V201H237ZM252 202H253V200H252ZM256 202H257V203H256V206L254 205V207H255V208H254L255 213H253L254 216H252V217H255V216H256V220L259 221V226H260V228H259L258 230H254V231H253V230H249V229H248V225L245 226V223H244L246 220H244V217H243V219H241V216H243V215L240 216V214H239L240 217H238V218H240L239 222H237V223L234 224V225L232 224V225H233L232 228L230 227L231 230L233 229L235 232H237V234H239V233H241V234H245V236L243 235V237L246 238L247 243H251V247H250V248H251V250L253 251V254L255 253L254 257H256V256L258 255V252H259V251L261 252V253L259 252L260 255H258L255 259H254V257H252V259H254L253 262L250 261V260H251V258H250V260H249L250 262H249V261H245L244 264H264V205H263L262 207H261V206H258V203H259V202H260V203L264 202V198L259 196V197H257V201H256ZM67 203H68V202H67ZM135 203L137 204V202H135ZM222 203H223V202H222ZM242 203H243V202H242ZM242 203H241V204H242ZM260 203H259V204H260ZM144 204H145V206H146V203H144ZM148 204H149V203H148ZM160 204H161V203H160ZM233 204H234V203H233ZM243 204H244V203H243ZM141 205H142V204H141ZM162 205H163V204H162ZM239 205H240V203H239ZM261 205H262V204H261ZM87 206H89V205H87ZM98 206H99V205H98ZM110 206H111V205H110ZM116 206H117V205H116ZM130 206H131V205H130ZM130 206H129V207H130ZM136 206H137V205H136ZM145 206H144V207H145ZM147 206H148V205H147ZM147 206H146V207H147ZM199 206H200V205H199ZM90 207H91V206H90ZM90 207H89V208H90ZM133 207H135V205H133ZM141 207H142V210H143L144 207H143V206H141ZM146 207H145V210H146L145 212L147 213V211H150V210L148 209L149 207H147V208H146ZM150 207H151V206H150ZM161 207H162V206H161ZM196 207H197V206H196ZM71 208H72V207H70V209H71ZM101 208H102V207H101ZM130 208H131V207H130ZM93 209H94V208H93ZM135 209H137V207H136ZM147 209H148V210H147ZM152 209H153V208H152ZM180 209H181V208H180ZM241 209H242V208H241ZM249 209H252V208H249ZM67 210H69V208H68ZM108 210H109V209H108ZM128 210H129V209H128ZM121 211H122V210H121ZM81 212H82V211H81ZM113 212H114V210H113ZM124 212H125V211H124ZM126 212H127V211H126ZM138 212H139V211H138ZM94 213H95V212H94ZM98 213H99V212H98ZM114 213H116V212H114ZM121 213H123V212H121ZM128 213H129V212H128ZM233 213H234V212H233ZM236 213H237V212H236ZM67 214H68V213H67ZM126 214H127V213H126ZM134 214H135V213H134ZM138 214H140V213H138ZM142 214H145V213L142 212ZM175 214H176V213H175ZM177 214H178V213H177ZM188 214H189V213H188ZM227 214H228V213H227ZM237 214H238V213H237ZM136 215H137V214H136ZM222 215H223V214H222ZM11 216H12V215H11ZM83 216H84V215H83ZM123 216H124V215H123ZM234 216H235V215H234ZM236 216H237V215H236ZM49 217H50V216H49ZM65 217H66V216H65ZM95 217H96V216H95ZM176 217H178V216H176ZM10 218H11V217H10ZM13 218H14V217H13ZM50 218L52 219V217H50ZM58 218H59V217H58ZM71 218H72V217H71ZM106 218H107V217H106ZM120 218H121V217H120ZM120 218H119V219H120ZM126 218H127V217H126ZM126 218H124V219H125L124 221H126ZM148 218H149V217H148ZM178 218H179V217H178ZM233 218H234V217H233ZM236 218H237V217H236ZM7 219H9V218H7ZM7 219H6V220H7ZM79 219H80V217H79ZM86 219H87V218H86ZM101 219H102V217H101ZM250 219H252V218H250ZM254 219H255V218H254ZM56 220H57V219H56ZM63 220H65V219L63 218ZM69 220H70V219H69ZM176 220H177V219H176ZM186 220H187V218H186ZM222 220H223V219H222ZM227 220H228V217H227ZM229 220L232 221V218H229ZM229 220H228V221H229ZM242 220H243L244 222H243ZM248 220H249V218H248ZM58 221H59V220H58ZM60 221H61V220H60ZM72 221H73V220H72ZM72 221H71V222H72ZM119 221H120V220H119ZM124 221H121V223H123ZM228 221H227V223H228ZM231 221H230V223H233V222H234V221H233V222H231ZM254 221H255V220H254ZM65 222H66V221H65ZM65 222H64V224H65ZM73 222H74V221H73ZM149 222H150V220H149ZM191 222H192V221H191ZM235 222H236V221H235ZM250 222H251V220H250ZM10 223H11V221H10ZM150 223H151V222H150ZM246 223H247V222H246ZM64 224H62V225H64ZM70 224H71V223H70ZM124 224H126V222H124ZM146 224H147V223H146ZM153 224H154V223H153ZM95 225H96V224H95ZM138 225H139V224H138ZM232 225L230 224L229 226H232ZM58 226H59V225H58ZM67 226H68V224H67ZM67 226H66V227H67ZM71 226H72V224H71ZM250 226H251V225H250ZM48 227H49V226H48ZM53 227H54V226H53ZM199 227H200V226H199ZM252 227H254V226L252 225ZM68 228H69V229H72V227L70 228V226H68ZM129 228H130V227H129ZM131 228H132V227H131ZM155 229H156V228H155ZM174 229H176V227H175ZM208 229H209V228H208ZM73 230H74V228H73ZM172 231H173V230H172ZM228 231H229V230H228ZM62 232H63V230H62ZM64 232H66V231H64ZM69 232H71V231H68V233H69ZM154 232H155V231H154ZM174 232H175V231H174ZM94 233H95V232H94ZM157 233H158V232H157ZM212 233H213V232H212ZM215 233H216V232H215ZM230 233H231V232H230ZM20 234H21V233H20ZM33 234H34V233H33ZM72 234H73V233H72ZM150 234H151V233H150ZM163 234H164V233H163ZM163 234H162V235H163ZM174 234H175V233H174ZM202 234H203V233H202ZM216 234H217V233H216ZM241 234H239V235H241ZM103 235H104V234H103ZM187 235H188V237H189L190 234L188 233ZM231 235H232V234H231ZM65 236H66V235H65ZM68 236H69V235H68ZM93 236H94V235H93ZM130 236H131V235H130ZM146 236H147V235H146ZM153 236H154V235H153ZM170 236H171V235H170ZM212 236H213V235H212ZM241 236H242V235H241ZM69 237L71 238V235H70ZM137 237H138V235H137ZM161 237H162V236H161ZM165 237H166V236H165ZM175 237H176V236H175ZM202 237H204V236H202ZM236 237H237V236H236ZM19 238H20V237H19ZM91 238H92V237H91ZM94 238H95V237H94ZM97 238H98V237H97ZM138 238H139V237H138ZM157 238H158V237H157ZM171 238H172V236H171ZM173 238H174V237H173ZM182 238H183V237H182ZM234 238H235V237H234ZM65 239H66V238H65ZM67 239H68V238H67ZM98 239H100V238H98ZM235 239H236V238H235ZM72 240H73V239H72ZM95 240H96V239H95ZM155 240H156V239H155ZM157 240H158V239H157ZM170 240H171V239H170ZM183 240H184V239H183ZM69 241H70V240H69ZM69 241H67V242H69ZM143 241H144V240H143ZM146 241H147V240H146ZM184 241H185V240H184ZM187 241H188V240H187ZM243 241H244V240H243ZM99 242H100V241H99ZM176 242H177V241H176ZM69 243H70V242H69ZM69 243H68V244H69ZM152 243H153V242H152ZM154 243H155V241H154ZM156 243H157V242H156ZM187 243H188V242H187ZM190 243H191V242H190ZM190 243H189V244H190ZM227 243H228V242H227ZM229 243H230V241H229ZM140 244H141V243H140ZM157 244H158V243H157ZM179 244H180V243H179ZM230 244H231V243H230ZM69 245H70V244H69ZM151 245H152V244H151ZM155 245H156V244H155ZM155 245H154V246H155ZM245 245H246V244H245ZM8 246H10V244H9ZM54 246H55V245H53L52 248H53V249L55 248V250H56V247H54ZM60 246H61V245H60ZM60 246L58 245L59 249H61V248L63 247V246H62V247H60ZM136 246H137V245H136ZM186 246L188 247V245H186ZM192 246H193V245H192ZM242 246H243V244H242ZM248 246H249V245H248ZM248 246L246 245V247H248ZM68 247H69V246H68ZM151 247H152V246H151ZM49 248H50V247H49ZM52 248H51V249H52ZM145 248H146V247H145ZM152 248H153V247H152ZM188 248H189V247H188ZM150 249H151V248H150ZM183 249H184V248H183ZM183 249H181V250H183ZM207 249H208V248H207ZM209 249H210V248H209ZM218 249H219V248H218ZM61 250L63 251V248H62ZM129 250H130V249H129ZM132 250H133V249H132ZM152 250H153V249H152ZM185 250H187V249H185ZM215 250H216V249H215ZM13 251H14V250H13ZM48 251H49V250H48ZM249 251H250V250H249ZM63 252H64V251H63ZM143 252H145V251H143ZM146 252H147V251H146ZM146 252H145V253H146ZM204 252H205V251H204ZM206 252H209V251H206ZM206 252H205V253H206ZM50 253H52V252H50ZM139 253H141V252H139ZM147 253H148V252H147ZM181 253H182V252H181ZM1 254H2V253H0V255H1ZM63 254H64V253H62V252H59V251L57 252V251H55V253H53L52 255H49V256H48V259H47V260L50 259L51 262L56 263L57 261H59V259L61 258V256H63ZM157 254H158V253H156V255H157ZM169 254H170V253H169ZM203 254H204V253H203ZM217 254H221V253H217ZM239 254H241V253H239ZM140 255H141V254H140ZM145 255H146V254H145ZM145 255H144V256H145ZM156 255H155V256H156ZM160 255H161V254H160ZM181 255H182V254H181ZM146 256H147V255H146ZM158 256H159V255H158ZM187 256H188V255H187ZM187 256H186V257H187ZM222 256H223V255H222ZM66 257L70 258V257H72V256L67 255ZM160 257H161V256H160ZM182 257H183V256H182ZM5 258H6V257H5ZM111 258H112V257H111ZM113 258H114V257H113ZM113 258H112V259H113ZM141 258H142V257H141ZM169 258H170V257H169ZM248 258H249V257H248ZM162 259H163V258H162ZM233 259H234V258H233ZM245 259H246V258H245ZM1 260H4V259H1ZM158 260H159V259H158ZM158 260H157V261H158ZM160 260H161V259H160ZM180 260H181V259H180ZM185 260H186V259H185ZM117 261H118V260H117ZM157 261L155 260V262H157ZM162 261H163V260H162ZM165 261H166V260H165ZM181 261H182V260H181ZM181 261H180V262H181ZM73 262H74V261H73ZM186 262H187V261H186ZM121 263H122V262H121ZM130 263H131V262H130ZM177 263H178V262H177ZM131 264H132V263H131ZM233 264H234V263H233Z\"/></svg>","mask_w":264,"mask_h":264}]
</instances>
